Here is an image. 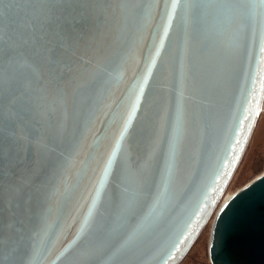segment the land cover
<instances>
[{"label":"water","instance_id":"water-1","mask_svg":"<svg viewBox=\"0 0 264 264\" xmlns=\"http://www.w3.org/2000/svg\"><path fill=\"white\" fill-rule=\"evenodd\" d=\"M144 3L0 2V264H179L212 218V264H264V172L220 205L264 108V30Z\"/></svg>","mask_w":264,"mask_h":264},{"label":"snow or ice","instance_id":"snow-or-ice-1","mask_svg":"<svg viewBox=\"0 0 264 264\" xmlns=\"http://www.w3.org/2000/svg\"><path fill=\"white\" fill-rule=\"evenodd\" d=\"M0 2H2V0H0ZM153 3H155V0H145L144 5L136 8L137 14L141 16L150 15L151 5ZM178 5L180 6L181 14L186 19H200L207 15L210 6H214L215 16L224 29L231 27V25L235 23L239 26L241 32L246 31L250 27L254 29L256 25H259L260 28L264 30V0H165L164 15L169 21L175 16ZM261 51L264 52V46L261 47ZM182 126V112L178 109L176 117L177 134L182 131ZM173 151L174 149L169 146V162L173 155ZM110 163L111 161L109 160V164ZM135 217V204L132 201H128L119 216V228L122 229L126 227ZM151 222V217H145L136 224L135 229L131 235L128 236V240L125 241V243L130 242L147 230ZM113 232L115 237L118 233V229H114Z\"/></svg>","mask_w":264,"mask_h":264},{"label":"rangeland","instance_id":"rangeland-1","mask_svg":"<svg viewBox=\"0 0 264 264\" xmlns=\"http://www.w3.org/2000/svg\"><path fill=\"white\" fill-rule=\"evenodd\" d=\"M264 172V108L253 132L245 155L229 184L223 203L235 191ZM221 205V204H220ZM212 220L206 225L199 238L193 244L185 258L179 264H212L209 257Z\"/></svg>","mask_w":264,"mask_h":264},{"label":"bare ground","instance_id":"bare-ground-1","mask_svg":"<svg viewBox=\"0 0 264 264\" xmlns=\"http://www.w3.org/2000/svg\"><path fill=\"white\" fill-rule=\"evenodd\" d=\"M228 199V198H227ZM223 201V200H222ZM223 204V202H221V205Z\"/></svg>","mask_w":264,"mask_h":264}]
</instances>
